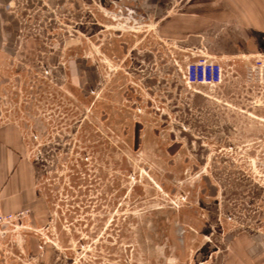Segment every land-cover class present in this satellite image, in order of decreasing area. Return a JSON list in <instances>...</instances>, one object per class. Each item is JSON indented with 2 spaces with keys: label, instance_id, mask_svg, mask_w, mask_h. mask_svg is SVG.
<instances>
[{
  "label": "rangeland",
  "instance_id": "rangeland-1",
  "mask_svg": "<svg viewBox=\"0 0 264 264\" xmlns=\"http://www.w3.org/2000/svg\"><path fill=\"white\" fill-rule=\"evenodd\" d=\"M107 1L8 11L0 126L19 130L37 199L0 231V264H262L264 0H191L189 17L184 0L178 29L120 25ZM203 57L217 86L184 78Z\"/></svg>",
  "mask_w": 264,
  "mask_h": 264
},
{
  "label": "crops",
  "instance_id": "crops-1",
  "mask_svg": "<svg viewBox=\"0 0 264 264\" xmlns=\"http://www.w3.org/2000/svg\"><path fill=\"white\" fill-rule=\"evenodd\" d=\"M182 1L184 0H108L105 15L113 21H121L120 25L125 23L127 27L133 29H137L135 28L137 26L143 27L145 22L152 18L151 15L155 18L162 16L160 20L170 16L172 28L178 29L179 19L173 15L178 14V5ZM190 1L186 0L188 17L195 15L194 8L192 10L188 8L195 6ZM231 3L236 5L235 2ZM12 6L14 0H0V52H14L17 22L8 14ZM166 12L168 15H165ZM219 12L222 17L223 15L226 17L227 13L232 15L227 9H219ZM186 20L189 21V18ZM255 28H257L256 24ZM34 182V166L24 151L19 130L16 126H0V202L3 211L17 213L31 206L37 199ZM249 254L258 263L264 264V237H256Z\"/></svg>",
  "mask_w": 264,
  "mask_h": 264
},
{
  "label": "built area",
  "instance_id": "built-area-1",
  "mask_svg": "<svg viewBox=\"0 0 264 264\" xmlns=\"http://www.w3.org/2000/svg\"><path fill=\"white\" fill-rule=\"evenodd\" d=\"M79 1V0H78ZM45 6V1L43 2ZM225 69L222 64L214 59L203 57L190 61L184 71V78L190 85L205 84L214 87L224 80ZM27 210L17 213H6L0 202V231L12 226L17 220L24 217Z\"/></svg>",
  "mask_w": 264,
  "mask_h": 264
},
{
  "label": "bare ground",
  "instance_id": "bare-ground-1",
  "mask_svg": "<svg viewBox=\"0 0 264 264\" xmlns=\"http://www.w3.org/2000/svg\"><path fill=\"white\" fill-rule=\"evenodd\" d=\"M138 27H139V29L142 28V26H137V28H138Z\"/></svg>",
  "mask_w": 264,
  "mask_h": 264
},
{
  "label": "flooded vegetation",
  "instance_id": "flooded-vegetation-1",
  "mask_svg": "<svg viewBox=\"0 0 264 264\" xmlns=\"http://www.w3.org/2000/svg\"><path fill=\"white\" fill-rule=\"evenodd\" d=\"M2 239V238H1Z\"/></svg>",
  "mask_w": 264,
  "mask_h": 264
}]
</instances>
